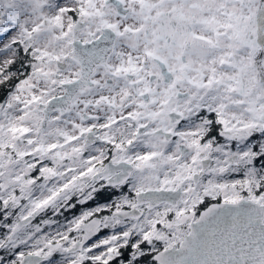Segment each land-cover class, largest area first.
Wrapping results in <instances>:
<instances>
[{"label": "snow or ice", "instance_id": "6c2138e0", "mask_svg": "<svg viewBox=\"0 0 264 264\" xmlns=\"http://www.w3.org/2000/svg\"><path fill=\"white\" fill-rule=\"evenodd\" d=\"M0 264H264V0H0Z\"/></svg>", "mask_w": 264, "mask_h": 264}]
</instances>
